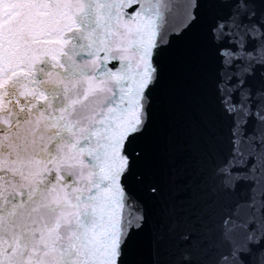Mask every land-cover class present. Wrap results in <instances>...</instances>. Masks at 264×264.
I'll return each mask as SVG.
<instances>
[{
    "label": "snow or ice",
    "instance_id": "obj_1",
    "mask_svg": "<svg viewBox=\"0 0 264 264\" xmlns=\"http://www.w3.org/2000/svg\"><path fill=\"white\" fill-rule=\"evenodd\" d=\"M0 264H264V0H0Z\"/></svg>",
    "mask_w": 264,
    "mask_h": 264
}]
</instances>
